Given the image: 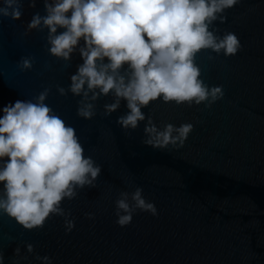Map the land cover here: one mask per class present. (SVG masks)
Wrapping results in <instances>:
<instances>
[{"label": "water", "instance_id": "water-1", "mask_svg": "<svg viewBox=\"0 0 264 264\" xmlns=\"http://www.w3.org/2000/svg\"><path fill=\"white\" fill-rule=\"evenodd\" d=\"M22 12L18 21L0 18V116L9 103L33 99L51 87L46 103L75 128L85 155L102 172L96 188L63 201L75 220L71 233L66 234L61 217L26 231L0 214V264H43L36 256H49L52 264H264V0H238L225 13L227 22L214 25L221 34H237L242 48L235 56L209 60L215 54L205 51L196 57L201 78L209 86H223L222 100L207 109L158 99L142 109L161 128L194 125L182 148L165 150L142 143L146 121L127 133L117 125L127 111L125 101L104 116L111 95L96 101L92 120L79 118L80 97H61L55 88H67L83 63L78 49L66 65L49 55L47 29L28 31L34 14H46L43 0L35 8L23 0ZM25 56L34 57L33 69L21 72L17 63ZM136 187L158 215L138 211L120 228L115 200ZM29 243L32 254L25 248Z\"/></svg>", "mask_w": 264, "mask_h": 264}, {"label": "clouds", "instance_id": "clouds-1", "mask_svg": "<svg viewBox=\"0 0 264 264\" xmlns=\"http://www.w3.org/2000/svg\"><path fill=\"white\" fill-rule=\"evenodd\" d=\"M37 0H29L35 8ZM45 15H33L29 32L47 29L46 45L51 57L66 65L79 51L83 63L65 88L57 84L61 97H80L76 115L92 120L96 101L112 96L104 105V116L116 112L121 102L127 111L116 120L126 133L145 122L142 141L155 150L182 148L192 123L158 127L144 111L158 99L177 106L187 104L211 109L224 98L223 86H209L196 63L198 54L209 51V60L221 54L235 56L242 48L234 32L214 25L227 22L228 10L238 0H43ZM23 0H0V18L18 21ZM58 29L63 31L58 32ZM84 46L79 47L81 41ZM34 57L17 63L21 72L33 69ZM126 66V67H125ZM51 87L33 99L16 100L2 108L0 116V214L7 215L26 231L42 229L51 217L64 220L66 234L75 228L71 211L61 205L72 201L85 188H96L102 166L85 149L74 127L66 124L46 100ZM153 217L158 210L145 199L143 189L121 191L115 200L116 224L132 223L137 212ZM94 220L91 213L85 214ZM29 254L34 245H25ZM17 247L15 252L20 253ZM52 264L49 256H36Z\"/></svg>", "mask_w": 264, "mask_h": 264}]
</instances>
